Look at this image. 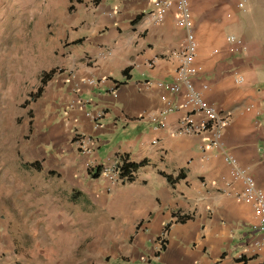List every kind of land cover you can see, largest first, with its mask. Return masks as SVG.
<instances>
[{"label":"crops","instance_id":"obj_1","mask_svg":"<svg viewBox=\"0 0 264 264\" xmlns=\"http://www.w3.org/2000/svg\"><path fill=\"white\" fill-rule=\"evenodd\" d=\"M155 1L0 0V12L45 19L57 52L24 110L19 161L67 191L78 225L63 241L85 244L79 264H264L252 210L209 134L175 135L181 110L162 128L140 117L163 109L161 97H181L156 86L173 80L184 32L172 7L152 23ZM188 9L200 68L192 83L229 114L221 148L264 192V0H189ZM78 137L90 141L81 148ZM118 157L135 168L110 185L100 170ZM13 235L0 214V264H26Z\"/></svg>","mask_w":264,"mask_h":264},{"label":"rangeland","instance_id":"obj_2","mask_svg":"<svg viewBox=\"0 0 264 264\" xmlns=\"http://www.w3.org/2000/svg\"><path fill=\"white\" fill-rule=\"evenodd\" d=\"M13 8L0 12V214L9 216L26 264H79L85 244L71 249L63 241L68 228L78 225L66 208L67 191L57 180L24 167L17 155L25 139L29 94L41 74L52 69L57 52L49 43V23L29 13L20 17ZM64 222L69 225L63 227Z\"/></svg>","mask_w":264,"mask_h":264},{"label":"built area","instance_id":"obj_3","mask_svg":"<svg viewBox=\"0 0 264 264\" xmlns=\"http://www.w3.org/2000/svg\"><path fill=\"white\" fill-rule=\"evenodd\" d=\"M188 3L189 0H159L152 4L150 12L152 23H160L165 12L172 7L176 12L174 26L184 32V39L180 50L172 54L177 60L173 80L167 84L156 83L157 87L165 88L169 94L174 96L181 94V97L178 104H172L167 98L161 97L160 99L165 105L163 109L145 117H140L141 119L154 122L156 128H162V121L167 113L181 110L184 113L178 120L175 135L192 136L202 133L209 134L207 148H219L223 162L229 167L231 179L238 181L241 185L240 192L236 195L237 199L252 210L254 228L260 235V240L253 242L252 246L255 248L264 247V192L255 187L252 177L246 170L238 167L233 156L221 148L220 138L222 130L228 124L229 114L223 112L219 107L205 102L203 97V93L207 90L205 83H201L198 88H195L192 83V79L200 72V68L193 65L196 43L192 32ZM237 6L241 8V4ZM227 40L234 43L236 48H240L241 44L239 40H235L233 36H228ZM216 52L213 51V53ZM233 75L234 82L240 84L242 78L237 74ZM74 141L82 148L90 139L88 137H78ZM121 158L118 157L111 166H102L100 170V175L110 185H115L122 179L121 166L123 160Z\"/></svg>","mask_w":264,"mask_h":264},{"label":"trees","instance_id":"obj_4","mask_svg":"<svg viewBox=\"0 0 264 264\" xmlns=\"http://www.w3.org/2000/svg\"><path fill=\"white\" fill-rule=\"evenodd\" d=\"M52 75H53V71L52 70L47 72V73H42L41 74V76L39 78V83H38V86H37L35 92L29 94V98H28L29 101H33L35 98H37L40 95L43 86L45 85L46 81L51 78ZM121 159L123 160V163H122V166H121V176H124L128 171H131L135 167H134V165H132L130 163H127L125 157H122ZM31 167L36 170L35 165L31 164Z\"/></svg>","mask_w":264,"mask_h":264}]
</instances>
